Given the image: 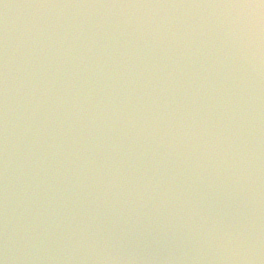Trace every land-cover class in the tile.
<instances>
[{"label": "water", "instance_id": "1", "mask_svg": "<svg viewBox=\"0 0 264 264\" xmlns=\"http://www.w3.org/2000/svg\"><path fill=\"white\" fill-rule=\"evenodd\" d=\"M0 264H264V0H0Z\"/></svg>", "mask_w": 264, "mask_h": 264}]
</instances>
